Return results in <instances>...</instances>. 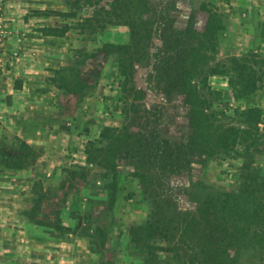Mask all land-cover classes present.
Segmentation results:
<instances>
[{
	"label": "rangeland",
	"instance_id": "374dc122",
	"mask_svg": "<svg viewBox=\"0 0 264 264\" xmlns=\"http://www.w3.org/2000/svg\"><path fill=\"white\" fill-rule=\"evenodd\" d=\"M5 2L0 264H264V0ZM234 56L262 77L252 103L210 75ZM253 105L258 131L241 122ZM105 126L129 140L100 141ZM17 137L38 155L22 170ZM157 220L168 240L134 242Z\"/></svg>",
	"mask_w": 264,
	"mask_h": 264
},
{
	"label": "trees",
	"instance_id": "16d2710c",
	"mask_svg": "<svg viewBox=\"0 0 264 264\" xmlns=\"http://www.w3.org/2000/svg\"><path fill=\"white\" fill-rule=\"evenodd\" d=\"M110 15V13H108ZM116 16L119 18H123V14L116 13ZM121 23L124 25H130L128 21L125 19H121ZM139 35L138 32L132 31V39H135ZM123 49L124 54L126 55L125 62L132 60L133 53L131 47H120ZM248 62L245 61L243 58L239 57H232L221 64H216L214 67L210 68V75L222 74L230 77V84L234 89L236 96L240 98H244L251 100L255 97L256 91L259 89V82L262 80V77L259 76V72L257 71L256 67L252 64H247ZM125 65L124 63H120L122 66ZM129 66H132V61ZM122 75L126 76L127 71L122 70ZM201 89L208 91L211 95L213 91L208 84V77L205 76L201 81ZM242 124L250 129H254L256 131L259 130V125L261 124V117H262V109L259 106L253 105L248 107L242 114ZM238 133V132H237ZM124 135L126 140H129L128 134L120 133V129L118 127H110L105 126L102 131L100 132V141H111L115 142L117 138H121ZM17 143L19 144V152L20 155L17 156V161L12 167L13 170H22L26 169L35 164L38 155L35 153L33 148L26 142L21 140L20 138H16ZM228 131H224L221 139L219 140L220 143L224 144L223 147H218V152L225 154L226 156L230 155L232 151V147H234L235 140L233 143H228ZM128 149L129 143L123 145L120 150ZM180 150V149H178ZM103 148L96 147V141H89L85 146V154L88 162H96L98 156L101 155ZM16 160V159H15ZM39 222V221H37ZM161 221L157 220L153 223H148L145 226H135L132 227L131 233L133 235V240L136 243H139L140 237L138 234H143L150 239H164L168 240L169 237V228L164 225V223L160 224ZM198 232H195L197 235ZM209 245L212 244L211 239L206 240ZM200 257L202 260H199V257L195 255V259L189 260L190 264H216L214 255L212 256L210 253H207L206 250H203L200 253ZM146 264H165L164 260L160 257L158 253H151L150 257H146L145 259ZM168 264V263H166ZM173 264V263H169Z\"/></svg>",
	"mask_w": 264,
	"mask_h": 264
},
{
	"label": "built area",
	"instance_id": "2783aa9c",
	"mask_svg": "<svg viewBox=\"0 0 264 264\" xmlns=\"http://www.w3.org/2000/svg\"><path fill=\"white\" fill-rule=\"evenodd\" d=\"M5 0H0V43L2 42L4 31V20H5Z\"/></svg>",
	"mask_w": 264,
	"mask_h": 264
},
{
	"label": "crops",
	"instance_id": "0c3cea01",
	"mask_svg": "<svg viewBox=\"0 0 264 264\" xmlns=\"http://www.w3.org/2000/svg\"><path fill=\"white\" fill-rule=\"evenodd\" d=\"M14 91H16V89H14ZM18 91V90H17Z\"/></svg>",
	"mask_w": 264,
	"mask_h": 264
}]
</instances>
